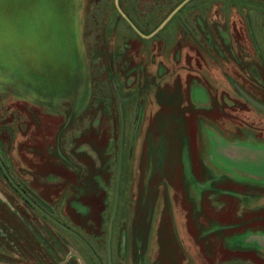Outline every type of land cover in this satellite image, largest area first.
I'll return each instance as SVG.
<instances>
[{
  "label": "rangeland",
  "instance_id": "obj_1",
  "mask_svg": "<svg viewBox=\"0 0 264 264\" xmlns=\"http://www.w3.org/2000/svg\"><path fill=\"white\" fill-rule=\"evenodd\" d=\"M133 1L160 21L180 0ZM114 8L0 0V261L100 264L101 234L102 264H264V180L210 148L264 142L241 92L264 105V0H190L144 40Z\"/></svg>",
  "mask_w": 264,
  "mask_h": 264
},
{
  "label": "crops",
  "instance_id": "obj_2",
  "mask_svg": "<svg viewBox=\"0 0 264 264\" xmlns=\"http://www.w3.org/2000/svg\"><path fill=\"white\" fill-rule=\"evenodd\" d=\"M204 90L203 88L202 91ZM247 92L252 94L251 90L247 89ZM150 95L153 97V93ZM155 105L154 102L152 107L155 108ZM211 143L210 148L214 151L212 164L215 169L223 173L222 178L241 181L253 180L255 182L264 180V142L250 140L237 142L214 136Z\"/></svg>",
  "mask_w": 264,
  "mask_h": 264
},
{
  "label": "trees",
  "instance_id": "obj_3",
  "mask_svg": "<svg viewBox=\"0 0 264 264\" xmlns=\"http://www.w3.org/2000/svg\"><path fill=\"white\" fill-rule=\"evenodd\" d=\"M182 0H180L179 2H181ZM178 2V3H179ZM178 3L174 4V5H177ZM124 12L130 17V19L132 20V22H134V24L142 31V32H145V33H150L163 19H161L160 21H156L155 20V16L157 15V10H162L164 8L163 5L156 7L155 9H152V11H150V13L147 14V16H142L140 15V8L137 6V3L136 1H133V0H122L120 2ZM175 6H173L174 8ZM172 8V9H173ZM115 9V8H114ZM115 12L116 14L122 18L120 16V14L116 11L115 9ZM156 14V15H155ZM123 19V18H122ZM124 20V19H123ZM124 23L126 22L125 20L123 21ZM126 25H127V28L131 30V32L134 34V38H138L139 40H144L141 36H139L131 27L130 25L126 22ZM123 35V40H124V44L123 46H119L120 48V51L118 53H121L120 55L122 56L121 58H124L126 59L127 57L130 58V55L128 53L129 51V42H130V37L128 35H126L125 31H124V34ZM125 61V60H124ZM126 64V63H125ZM124 64V65H125ZM154 78V77H153ZM152 78V79H153ZM157 84V83H155ZM151 93H153V97L156 98L158 100V98L162 95H165V91L163 92H157L156 91V86H155V89L154 87H151L150 90H146V94L150 95ZM161 93V94H159ZM159 95V97H158ZM167 99L165 98H159V102H163ZM142 112V111H141ZM143 115V112L141 113ZM56 206H54L55 208ZM53 212L55 213L54 209H52ZM63 217H66V218H69L71 220V216H72V213L68 212V214L66 213H63ZM73 219V218H72ZM73 220H76V219H73ZM78 221H82V220H78ZM101 236V237H100ZM99 236V240H102L103 237L102 235L100 234ZM102 244V242L100 243ZM101 248H102V245H99Z\"/></svg>",
  "mask_w": 264,
  "mask_h": 264
},
{
  "label": "water",
  "instance_id": "obj_4",
  "mask_svg": "<svg viewBox=\"0 0 264 264\" xmlns=\"http://www.w3.org/2000/svg\"><path fill=\"white\" fill-rule=\"evenodd\" d=\"M190 0H182L180 3H178L168 14L167 16L148 34L143 33L142 31H140L137 26L131 21V19L126 15V13L122 10V8L120 7L119 4V0H115V7L118 10V12L121 14V16L124 18V20L130 25V27L142 38H150L152 36H154L156 33H158L170 20L171 18L185 5L189 2ZM242 94L247 98V100L249 102H251L254 106H256L257 108L261 109L262 111H264V105L258 103L257 101L253 100L252 98H250L246 93H244L243 91H241ZM116 196H117V191H116ZM72 255H77L76 252L74 251H70V253L68 254V257L72 256ZM0 264H10L7 262H2L0 261Z\"/></svg>",
  "mask_w": 264,
  "mask_h": 264
},
{
  "label": "flooded vegetation",
  "instance_id": "obj_5",
  "mask_svg": "<svg viewBox=\"0 0 264 264\" xmlns=\"http://www.w3.org/2000/svg\"><path fill=\"white\" fill-rule=\"evenodd\" d=\"M75 215V214H74ZM73 214H72V216H71V221L73 220V219H76L77 221L78 220H80V219H77L76 218V216H74ZM73 218V219H72ZM79 236V235H78ZM79 238L82 240V241H84L85 239L84 238H82V237H80L79 236ZM86 241V240H85ZM97 243H96V249H97V251H98V254H96V257H97V260H98V262L100 263V264H102V261H103V259L105 260L106 259V261H108V263H110V260L112 259L111 257H113V254H112V251H111V249L107 252V246H106V243L104 244V242H103V239L102 240H99V238H98V240L96 241ZM102 242V244H100ZM88 247H89V249L91 250V252H92V250H93V246H91V244L89 245V244H87V243H85ZM99 245H102V248L99 246ZM92 247V248H91ZM93 252H95L94 250H93ZM92 252V253H93ZM84 254H86V253H84ZM72 256H75V255H72ZM87 257H88V255H87ZM89 258V257H88Z\"/></svg>",
  "mask_w": 264,
  "mask_h": 264
}]
</instances>
